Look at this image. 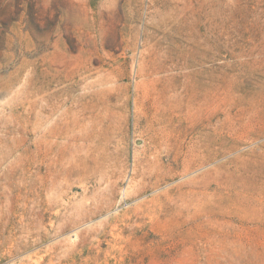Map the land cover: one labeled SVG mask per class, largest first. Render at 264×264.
<instances>
[{
  "label": "rangeland",
  "instance_id": "374dc122",
  "mask_svg": "<svg viewBox=\"0 0 264 264\" xmlns=\"http://www.w3.org/2000/svg\"><path fill=\"white\" fill-rule=\"evenodd\" d=\"M0 264H264V0H0Z\"/></svg>",
  "mask_w": 264,
  "mask_h": 264
},
{
  "label": "bare ground",
  "instance_id": "6f19581e",
  "mask_svg": "<svg viewBox=\"0 0 264 264\" xmlns=\"http://www.w3.org/2000/svg\"><path fill=\"white\" fill-rule=\"evenodd\" d=\"M49 118L50 117H41V114H40V112H37L36 113V115H35V123H34V128H33V134H35V136H36V148H37V150L39 151V149H40V145L41 144H39V142H38V140L39 139H41L42 140V138L43 137H45L46 138V133H48L49 131L48 130H46V129H42V125H44L48 120H49ZM81 118V117H80ZM84 118V117H83ZM85 119V118H84ZM83 119V120H84ZM39 135H41L40 136V138H39ZM35 141V140H34ZM43 141V140H42ZM47 141V140H46ZM44 142H45V140L43 141V144H44ZM35 143V142H34ZM38 143V144H37ZM43 148V147H42ZM36 150V149H35ZM45 150H46V147H45ZM40 154V153H39ZM17 159V158H16ZM45 159V158H44Z\"/></svg>",
  "mask_w": 264,
  "mask_h": 264
}]
</instances>
